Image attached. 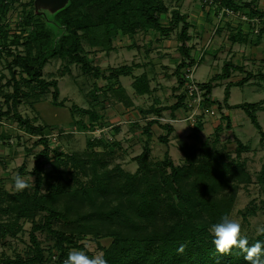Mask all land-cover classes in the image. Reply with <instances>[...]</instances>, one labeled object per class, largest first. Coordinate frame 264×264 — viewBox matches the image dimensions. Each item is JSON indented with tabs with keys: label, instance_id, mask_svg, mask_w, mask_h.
<instances>
[{
	"label": "rangeland",
	"instance_id": "1",
	"mask_svg": "<svg viewBox=\"0 0 264 264\" xmlns=\"http://www.w3.org/2000/svg\"><path fill=\"white\" fill-rule=\"evenodd\" d=\"M162 1L170 10L179 8L180 12L187 16L194 25L195 30L190 31L192 32L193 42L191 44L196 54V64L192 73L194 82L197 84L207 83L213 76L221 72L224 61L229 60L230 53H234L231 58L235 57L237 62V59L244 54L238 48H244L250 50V55H252V58H250L251 62L245 65L244 68L247 67V71L256 72V74L248 82H252L251 85L247 83L243 87L234 86L231 88L229 103H256L264 98V52L262 51L263 48L260 50L258 47L259 42L264 47V39L258 41L256 36L259 33L255 34L253 32L252 28H250L251 24L250 26L244 23L241 24L242 20L239 14L231 16L221 15L220 11L218 12L215 7L216 2L211 4V0ZM235 1L244 3L253 0ZM30 2L31 0H9V10L0 15V110L2 111L7 109L4 103V95L13 92L12 75L8 68L9 63L12 61V56L6 52V46L8 45L11 50L16 49L10 44L14 35L24 36L21 34L19 23L22 21L24 14L31 11ZM255 2V6L264 12V0H255ZM85 11L86 8H84ZM201 16H207L208 22H211L209 29L203 31V33L201 31L202 34L199 33L198 28V21L202 20L199 18ZM209 16H213V18H209ZM170 18V13L161 15V20L164 24H167ZM35 25L36 23L27 26L25 28L26 32L32 31ZM241 25H245V31L240 28ZM49 26L54 31H58L55 26ZM5 30L9 32L7 41L2 38ZM239 30L242 34L248 35L250 42H246V44L249 48H246L244 43H233L230 40V36L236 35ZM179 32L180 29H177L164 36L153 31H140L134 37L120 35L115 39L114 48L109 53L102 52L103 50L100 47H91L88 39L84 37L82 39L83 49L88 58H90L91 64L100 68L101 72L98 77L85 74L79 64L70 65L67 61L61 59H50L43 69V78L48 81L57 80L60 90L58 100L64 103V107L53 105L52 88L48 93L42 95L38 93V90L32 91L28 86L23 87V92L30 93V96L22 94V103L18 105L19 113L25 118L36 120V122L33 121L35 125L50 127L46 138L51 158L44 161L45 172H52L56 176H60L63 186H66L71 194L59 198L56 206L60 212L65 214V218L56 221L54 228L66 234H76L78 231H82L84 236L83 239H78V244L82 248L71 246L69 251L72 249L83 250L91 257L100 252L104 253L103 250L110 247L113 239L106 236L107 233L112 231L128 233L129 227L122 218L111 223L98 220L84 222L80 218L93 211L119 207L124 210L128 217L134 220L135 218L130 208L132 203L130 196L125 193H123L124 196L119 198H116L115 194H110L105 198L95 195L93 197V206H89L80 200V192L77 196L72 195V191L78 188L73 175L78 174V179L85 186L88 185L87 181L91 180L94 175L103 178L104 184H108L106 183L109 180L107 177L115 176L117 178L118 176L121 180L115 181V185H117L124 182L122 175H118L120 174L119 170L123 169L129 174L136 172L138 166L137 162L134 161V157L143 152L144 142L140 135L135 132L142 130V126L146 125L141 122L142 120H139L142 115L140 108L143 110L149 108L154 103L152 98L155 95L159 97L162 106L173 104L177 100L176 96L184 88L174 91L177 83H174V80L172 81L173 83L168 80L167 85L162 88L156 87L155 94L138 97L131 89L130 78H122V84L127 90L126 94L133 102H136L137 107L132 109L126 106L125 102L119 101L120 99L115 94L107 90L109 80L106 78L112 76L113 71L121 66H134L137 64L146 66L147 69L151 67L155 75H162L167 68L164 67V64L173 68L175 59L179 58L180 53L177 50L179 47L177 38ZM27 33L25 37L20 39V44L27 40ZM233 45L237 49L232 50ZM215 46L217 49H219V46L220 49L225 47L224 51H215L213 48ZM18 50L22 52L23 45H20ZM205 51H207L206 57H204ZM137 71L141 72L142 69ZM15 76L18 80L20 79L21 75L18 68H15ZM244 76V73L234 72L230 79L216 81L210 98L216 102L223 101L226 84L228 82H238ZM72 106H76L80 110L86 109L89 112L96 111L101 117L100 120H103V126L92 130L88 125L91 119L90 116L82 114L75 108L72 109ZM217 107L216 104L210 108L202 105L199 111H195V114H197L195 118L193 116L194 113H189V110L186 111V114H188L186 117L178 113L177 119L172 118L169 112L164 113L160 121L172 124L178 131L174 130L168 144H162L157 137L160 134H165V131L161 128V130H156L157 135L150 142L152 150L149 156L154 164V168H152L153 174L155 175L160 170L158 167L161 166H156L155 164L164 158L166 152H168L171 160L176 165L189 163V160L186 162V158H184L185 156L179 148L181 146L180 140L184 141L187 146H191L188 151L191 153L190 162L193 164H197L202 158L201 146L205 142L207 143V148L214 153V156L222 158L223 164L232 160L237 161V159L244 161L247 170L252 176L250 184L226 183L220 190L216 188L214 193L208 194L197 186L198 183L196 184L195 178L192 177L185 180L177 189L178 191L181 190L180 195L182 197H186V199H190L193 202L213 200L219 202V204L227 205V215L241 223L242 235L253 240L257 236L256 227L264 224V183L259 178L264 165V138L261 139L260 132L242 109H231L228 112L225 109L220 111ZM225 116L230 119V128L226 127ZM181 119L183 124L178 123ZM257 119L264 131V111L257 113ZM198 122L203 124V128L196 133L194 130ZM178 126L181 127L179 128ZM218 126L222 127L220 131H217ZM39 139L40 137L25 133L18 123L13 120L12 115L0 120L1 207L7 208V205L10 206L12 204L5 197L2 200V196L5 192L13 193L11 185L15 174L21 175L30 185H34V177L32 175L34 157L43 150V145L39 144ZM237 140L249 146V150L242 151L239 157ZM89 142L92 145L91 147L88 146ZM100 142L102 143L100 144ZM55 151L62 154V157L54 156ZM74 153L78 154L80 159L86 161L84 165L80 164L76 170H74L73 162L66 161L64 158V156ZM65 161L66 163H64ZM123 170L122 172L124 173ZM159 174L158 171V176ZM90 186H92L91 183H89L88 187ZM31 187L28 189L29 193L33 192ZM140 190H145V187L141 186ZM90 191L94 190L91 188ZM43 192H46V190ZM161 192H163V197L167 194L175 196V193L167 187H162ZM11 216L0 213V222L11 220ZM200 216H203L204 219L207 218L205 213L203 215L200 214ZM199 217L197 216L196 219L200 220L201 218ZM42 219V213L35 217L37 223L42 222ZM32 226L33 221L31 219L23 218L20 221V229L15 236L8 235L0 240V260L7 257L15 258L18 254L22 257L31 254L30 232ZM37 237L47 256L45 264H54L60 253L56 248L55 241L43 232L37 233Z\"/></svg>",
	"mask_w": 264,
	"mask_h": 264
},
{
	"label": "trees",
	"instance_id": "2",
	"mask_svg": "<svg viewBox=\"0 0 264 264\" xmlns=\"http://www.w3.org/2000/svg\"><path fill=\"white\" fill-rule=\"evenodd\" d=\"M34 0H31V11L24 14L22 21L19 23L21 34L25 37L26 27L36 23L34 29L27 33L26 41L20 44V35H14L10 42L16 49L11 50L6 46V52L12 56V61L8 68L12 75L13 92L5 94L4 103L7 106L5 111L0 110V120L4 117L12 115L19 127L25 133L31 136L40 137L39 144L43 145V150L35 155V162L32 170L34 177L33 192L29 193L26 189L20 193L5 192L2 196L12 202L8 207L0 206V213L13 215L11 220L0 222V240L5 237L15 236L20 229V221L23 218H29L33 221L30 232L31 254L22 257L19 254L15 258H5L0 260V264H45L47 256L41 243L38 240L37 233H46L55 241L56 248L59 250V256L54 264H63L67 258V254L71 246H79L78 239H83L82 231L76 234H66L63 231L54 228V223L65 218V214L57 209V202L61 196L71 195L67 187L62 184L61 177L56 176L52 172L46 173L44 169V161L50 160V149L47 133L50 127L45 125H35L36 120L23 117L18 111V105L22 103V94L30 96V93L23 92V87L28 86L32 91H39V94H45L53 89L52 103L56 107H64V103L59 101L60 90L57 80H45L43 78V69L50 59H61L67 61L68 64H79L81 70L85 74L98 77L100 68L91 64L90 58L83 49L82 39L85 37L89 41L91 47H100L102 52L109 53L113 50V43L116 38L122 36L134 37L138 32L153 31L161 36L169 35L173 31L180 29L178 34V42L180 43L178 50L182 56V60L176 65L174 76L177 79V87L174 89L184 90L176 96V102L170 105L158 106V103L152 104L148 109L142 110V114H151L156 119L148 121L142 128V134L147 137V143L141 154L134 157L137 162V170L134 174H129L122 170L124 182L115 185L116 180L120 177H107L108 184H104V179L94 175L87 183L92 184L88 187L82 184L78 174L73 175L78 188L72 191L73 196H77L80 192V200L93 206L95 195L105 198L108 195L115 194L116 198L124 196L123 193L130 196L132 203L131 211L134 220L126 215L124 210L119 207H113L109 210H98L85 214L80 218L81 221L98 220L101 222H114L116 220L125 221L129 227L128 233L120 231H112L106 236L113 239L110 247L104 249V257L108 264H246L242 254H238V250L234 249L232 254L221 256L215 252L212 244V235L208 229L215 223L221 221V218L227 215V205L219 204L213 200H198L196 202L186 199L180 195L177 187L192 177L195 178L197 186L206 193H214L217 188L220 190L226 183L235 182L236 184H250L252 176L246 168V163L237 159L223 164L220 156H214V153L207 148L205 142L201 146L203 156L197 164L190 162L191 153L188 151L191 146H187L184 141L180 140L179 148L189 163L176 165L171 160L168 152L164 158L157 162L156 166L160 168L154 175L153 162L150 160L151 147L149 145L152 139L151 127L158 124L165 131L157 137L162 144H168L169 138L175 128L172 124L162 123L159 118L163 117L164 111H170L173 115L178 109L183 108L189 110L187 106V93L185 90L187 71L194 67L196 60L191 56L193 46H187V42L191 40L189 30L192 24L188 21L179 8L171 9L164 4L162 0H70L69 5L58 12L53 20L58 31L50 28L49 24L41 16L34 13ZM216 2L217 11L222 8L232 9L235 12L243 10L249 17H263L264 12L255 6V0L240 3L235 0H214ZM9 0H0V15L9 10ZM84 8L86 11L84 12ZM171 18L167 24L161 20V15H168ZM217 13V12H215ZM37 20V22H36ZM6 30L2 36L8 39ZM258 41L264 39V22L259 34L256 36ZM1 38V35H0ZM233 43H246L248 35L242 34L239 30L236 35L230 36ZM7 41V40H6ZM23 45V51L20 52L18 47ZM134 66H121L117 68L112 76H109L107 90L115 94L119 101L125 102L126 106H132L131 98L126 94L125 89L118 85L121 75H132ZM15 68L19 69L20 79L15 76ZM68 68V66H66ZM234 72L244 73L245 76L238 82H228L224 88V98L221 102H216L210 98L216 81L228 80ZM255 74L246 71L243 66L235 65L232 60H226L223 63L221 72L213 76L207 83L199 84L204 90V100L202 105L210 108L217 105L218 109H242L249 117L251 123L260 132L261 139L264 138V131L257 119V113L264 111V98L256 103H241L230 105V90L232 87L245 86ZM111 79H114L112 81ZM132 88L137 95L143 96L150 94L152 89L148 75L143 73L135 76ZM77 109L84 115L90 116L89 127L96 130L103 126V120L95 112H89L86 109ZM190 111V110H189ZM95 113V114H94ZM226 117V127L230 128V119ZM34 121V122H33ZM84 128L86 126L83 125ZM202 123H197L195 132L201 131ZM222 129L217 127V131ZM118 132V129H117ZM102 142H100L101 144ZM238 157L242 151L249 150V146L237 140ZM88 146L92 145L90 142ZM54 156H61L55 151ZM215 157V158H214ZM66 161H72L74 170L78 169L80 164L86 162L78 157V154L64 156ZM217 158V159H216ZM66 161L64 163H66ZM63 162V161H61ZM192 163V164H190ZM102 165V164H101ZM72 166V167H73ZM119 167V166H118ZM169 172H167L168 170ZM260 181L264 183V165L260 172ZM113 184H109V183ZM145 190H140V187ZM162 187H167L175 193V196L167 194L163 197ZM91 188L94 191H90ZM90 189V190H89ZM46 192H43L45 191ZM201 198V197H199ZM84 203V204H85ZM43 214L42 222L37 223L35 217ZM205 213L207 218L200 216ZM197 216L201 218L197 220ZM138 219V220H137ZM249 243H255L257 240L264 241V236H256ZM184 244L186 246L185 253L177 254V248ZM82 248V246H79Z\"/></svg>",
	"mask_w": 264,
	"mask_h": 264
},
{
	"label": "clouds",
	"instance_id": "3",
	"mask_svg": "<svg viewBox=\"0 0 264 264\" xmlns=\"http://www.w3.org/2000/svg\"><path fill=\"white\" fill-rule=\"evenodd\" d=\"M13 194L20 193L29 189L32 185L19 174L13 176ZM208 231L213 239L215 252L225 256L232 254L233 250H238V254L243 255L246 264H264V241L257 240L250 244L246 236L242 235L241 223L231 219L228 215L221 218V221L213 224ZM258 236H264V224L256 227ZM186 246L181 244L177 248V254L185 253ZM63 264H108L102 252L89 256L83 250L72 249L68 252Z\"/></svg>",
	"mask_w": 264,
	"mask_h": 264
},
{
	"label": "crops",
	"instance_id": "4",
	"mask_svg": "<svg viewBox=\"0 0 264 264\" xmlns=\"http://www.w3.org/2000/svg\"><path fill=\"white\" fill-rule=\"evenodd\" d=\"M200 19H202V20H199L198 21V24H199V26H198V28H199V33L200 34H202L203 33V31H205V30H208L209 29V27L211 26V22L209 21L208 22V19H207V16H201V17H199ZM209 18H213V16L212 17H210L209 16ZM188 21H189V19H188ZM190 22V21H189ZM202 22V23H201ZM191 24H192V27L190 28V30H189V35H190V37H191V40L190 41H188L186 44H187V46H192V44L191 43H193L192 42V32H190V31H193V30H195L194 29V25H193V23L192 22H190ZM241 24H243V23H241ZM223 25H226V24H223ZM233 26V25H232ZM240 28L241 29H245V25H241L240 26ZM201 31H202V33H201ZM245 31V30H244ZM130 39V38H129ZM247 42H250L249 40L247 41ZM258 42V41H257ZM261 44V42H259V44H258V47L260 48V50H262V48H263V52H264V47L262 46V44ZM178 45H180V43L178 42ZM244 46L246 47V48H249V47H247V44L246 43H244ZM239 47H241V46H239ZM214 48V50L215 51H219V50H222V52L224 51V48L222 47V49H220V46L218 47L219 49H217V47L215 46V47H213ZM228 49H230V48H228ZM235 49H237L236 47L234 48V45H233V48H232V50H235ZM239 50H241V51H243L244 52V54H242V56H241V58H239V59H237V62H236V58L235 57H232L231 58V56H233L234 55V53H230V57H229V60H232V62L235 64V65H239V66H245V65H247V64H249L251 61H250V58H252L251 56L252 55H250V50H246V49H244V48H238ZM177 50H178V48H177ZM179 51V50H178ZM259 51V50H258ZM206 52L207 51H205V55H204V57H206ZM178 53V52H177ZM180 53V52H179ZM245 53H246V56H245ZM191 56L196 60V54H195V49L193 48L192 49V51H191ZM264 54V53H263ZM198 56V55H197ZM204 57H203V59H204ZM218 58H219V56H218ZM202 59V60H203ZM214 59V58H213ZM182 60V56H181V54L179 55V58L178 59H175V61H174V63H175V65L173 66V68H170L169 66H167V64H164L165 66L164 67H167L166 68V72L165 73H163L162 75L160 74V75H155V73H154V70H153V68H151L150 67V69L148 68L147 69V67L146 66H141V65H139V64H137V65H135V67H134V70H133V72H132V75H126V76H124V75H121L120 77H119V80H118V85L117 86H119V85H121L123 88H124V86H123V84H122V78L123 79H125V78H130V86H131V89L133 90V88H132V83H133V81H134V78H135V76H139V75H141V74H143V73H145V74H147L148 75V78H149V82H150V87H151V89H152V92L150 93V94H147V95H143V96H140V95H137L135 92H134V90H133V92L135 93V95L136 96H138V97H144V96H149V95H152L154 92H155V90H156V87H159V88H162L163 86H165V85H167V81L169 80V81H173L174 80V83H177V79H176V77L174 76V71H175V68H176V65L177 64H179L180 63V61ZM202 60H201V62H202ZM244 60H245V62H244ZM262 60V59H261ZM169 67V68H168ZM140 69H142V71L141 72H138L137 70H140ZM245 70L247 71V67H245ZM137 71V72H136ZM254 74H256V72H253ZM107 80H110L109 79V77L108 78H106ZM112 81H114V79H111ZM155 83V84H154ZM157 83V84H156ZM173 83V82H172ZM248 84H252V82H250V83H248ZM125 89V88H124ZM127 90H125V92H126ZM127 93V92H126ZM155 94V93H154ZM153 97V96H152ZM132 100V99H131ZM152 100H154V103H158V106H162L161 105V103H160V99H159V97L158 96H154L153 98H152ZM229 101H230V99H229ZM153 103V104H154ZM170 104H172V103H170ZM170 104H168V105H170ZM230 105H235V104H231V103H229ZM167 105V104H166ZM133 107H137L136 106V102L134 101H132V106H130V108H132L133 109ZM129 108V109H130ZM148 109V108H147ZM140 110H141V108H140ZM143 110V109H142ZM226 111H228V110H231V109H225ZM128 111V110H127ZM165 112H169V115L172 117V118H175V119H177L178 117H177V115H178V113H180L181 115H183V117H186V115H188V114H186V111L183 109V108H181V109H178L173 115L170 113V111H164L163 112V115H164V113ZM229 112V111H228ZM139 116V115H138ZM141 118H139V120H142L141 122L143 123L144 122V124H146V122H148V121H151V120H154V119H156V118H154V117H156V116H154V115H151V114H142L141 116H140ZM180 122H178V123H181V124H183V121H182V119L181 120H179ZM185 123H186V121H185ZM139 126V125H138ZM143 127V126H142ZM141 127V128H142ZM179 128L181 127V126H178ZM157 129H159V130H161L160 129V127H159V125L158 124H153L152 125V127H151V131H152V139L154 138V136H156L157 135V133H156V130ZM176 129V131H178V129L177 128H175ZM181 132V131H180ZM135 133H137V134H139L140 135V138L142 139V141L144 142V145L147 143V137L145 136V135H143L142 134V130H140V131H138V132H135ZM161 135V134H160ZM160 135H158V136H160ZM151 139V140H152ZM151 140H150V142H151ZM149 142V145H150V147H151V149H152V146H151V143Z\"/></svg>",
	"mask_w": 264,
	"mask_h": 264
},
{
	"label": "built area",
	"instance_id": "5",
	"mask_svg": "<svg viewBox=\"0 0 264 264\" xmlns=\"http://www.w3.org/2000/svg\"><path fill=\"white\" fill-rule=\"evenodd\" d=\"M211 4L214 3V1L211 0L210 2ZM216 7V5H215ZM221 15H225V16H231V15H237L239 14L240 18H241V23L246 24L247 26H250V28H252L253 32L255 34L259 33L260 29L263 27V22H264V18L263 17H258V16H254V17H249L248 14H246L245 11L243 10H239L238 13L235 12L232 9H228V8H222L220 11ZM258 35V34H257ZM194 67L190 68L187 71V74L185 76L186 78V84H185V90L187 93V106L189 108V113L193 112V116L194 118L196 117L197 114H195V111H199L200 107L202 106V102L204 100V90L200 87L199 84H197L196 82L193 81V73ZM191 119V118H189ZM159 120H161L159 118Z\"/></svg>",
	"mask_w": 264,
	"mask_h": 264
},
{
	"label": "water",
	"instance_id": "6",
	"mask_svg": "<svg viewBox=\"0 0 264 264\" xmlns=\"http://www.w3.org/2000/svg\"><path fill=\"white\" fill-rule=\"evenodd\" d=\"M70 3V0H34V13L41 16L47 24L55 26L54 16L65 9Z\"/></svg>",
	"mask_w": 264,
	"mask_h": 264
}]
</instances>
